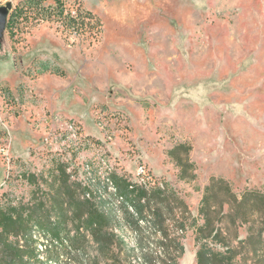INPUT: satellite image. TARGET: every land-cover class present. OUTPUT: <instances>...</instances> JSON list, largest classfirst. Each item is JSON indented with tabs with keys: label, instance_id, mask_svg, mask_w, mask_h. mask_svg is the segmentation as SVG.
<instances>
[{
	"label": "rangeland",
	"instance_id": "374dc122",
	"mask_svg": "<svg viewBox=\"0 0 264 264\" xmlns=\"http://www.w3.org/2000/svg\"><path fill=\"white\" fill-rule=\"evenodd\" d=\"M60 2L101 25L76 34L58 0H0L12 23L0 40V212L31 217L23 233L47 210L63 218L61 202L87 199L68 189L89 162L121 205L98 196L116 220L102 250L68 204L65 232L86 239L48 258L58 243L45 238L42 261L34 234L39 264H198L202 244L209 264H264V0ZM141 168L164 188L131 195L140 213L114 178L133 186ZM204 203L213 225L200 240Z\"/></svg>",
	"mask_w": 264,
	"mask_h": 264
},
{
	"label": "trees",
	"instance_id": "16d2710c",
	"mask_svg": "<svg viewBox=\"0 0 264 264\" xmlns=\"http://www.w3.org/2000/svg\"><path fill=\"white\" fill-rule=\"evenodd\" d=\"M58 1L59 12L63 16L64 22L70 29H73L76 34L84 32L87 28H90L93 21H95L97 25H101L99 18H97L92 12L80 9L77 15L74 16L71 14V12L66 13V10L63 9L62 2H60V0ZM11 26L12 23L9 22L7 27L9 28ZM114 181L117 184L120 193L124 195L127 200L132 202L136 209L141 213L143 211L141 204H138L135 199L132 200L133 197H131L133 193H138L140 191H130L129 182L128 185L124 187L119 183L117 178H114ZM221 182L223 181L219 182L216 179H213L209 189H211L216 183ZM79 189L83 190L82 188H78V185H71L68 189V192L70 196L75 195L77 197V192ZM141 192L146 193L145 190H142ZM74 198L75 197L71 198V203H67L66 201L64 203V207L66 208L69 204L74 208L75 213L72 214L73 219H76V217L81 218L85 214L88 215V225L84 226L82 224L84 226L83 228L90 232V234L93 236L94 242L99 243L101 249L104 250V248L110 243L111 238L115 237L113 233L109 234L107 232V230L110 229L114 223V216L112 212L107 211L104 201L94 202L87 199L77 200ZM64 207L61 202L60 208H57L63 218L59 217L58 220L51 219L49 211L47 210V223L44 224L42 222H35V224L32 225L30 229H27L24 233L22 230H25V228L30 225V222L32 221L31 217L25 219L17 208H14L9 212H0V264H39L36 252L37 241L34 238V234L42 233L48 238L54 239L58 243V245L48 253V258H50L51 253L59 252L60 249L62 251L71 250V238L83 237L86 239V236L81 232V229L75 236H71V232H65L66 228L64 225L67 222V216ZM36 210L39 211L40 209L37 208ZM206 211V204L204 203L200 212L201 214L205 215L207 219L204 226L199 229L198 238L200 240L204 239L205 237H209L205 235V230L210 229L213 225L212 219L208 216V214H205ZM132 220L134 219L132 218ZM213 233L214 231H212L211 234ZM14 235L16 239L13 241L10 238ZM219 235L220 234H216L214 238H218ZM20 237L22 239V244L20 243ZM208 253L207 244H202L197 254L198 264H209Z\"/></svg>",
	"mask_w": 264,
	"mask_h": 264
},
{
	"label": "built area",
	"instance_id": "2783aa9c",
	"mask_svg": "<svg viewBox=\"0 0 264 264\" xmlns=\"http://www.w3.org/2000/svg\"><path fill=\"white\" fill-rule=\"evenodd\" d=\"M66 131L69 132V138L72 139V141H79L80 143V132L79 127L77 124L71 123L67 126ZM78 143V144H79ZM101 163H109L106 158H100V161L98 162V165ZM111 166V165H110ZM112 167V166H111ZM113 171V168H112ZM84 172L86 175V181L82 182L83 186L81 187L83 190V195L86 196L87 200L98 202V196H112V204L113 207H119L121 204L116 203V196L113 195V188H111V181L105 180L103 177V174L101 172L99 175H97L96 172H94V164L93 163H87L84 166ZM94 179H101V187L98 189H90V181H93ZM81 184V183H80ZM133 186L137 187V190H149L151 188H157L161 189L164 188L163 184L160 183L155 177L151 176L145 168H141L138 178L136 180H133ZM161 187V188H160ZM146 191V192H147ZM122 213V219H123ZM124 223V221H123ZM130 229L133 231V228L130 227ZM110 231L113 233V225L110 227ZM20 243L22 244V239L20 237Z\"/></svg>",
	"mask_w": 264,
	"mask_h": 264
},
{
	"label": "bare ground",
	"instance_id": "6f19581e",
	"mask_svg": "<svg viewBox=\"0 0 264 264\" xmlns=\"http://www.w3.org/2000/svg\"><path fill=\"white\" fill-rule=\"evenodd\" d=\"M105 165V164H104ZM106 167V166H105ZM111 172V171H110ZM107 176V175H106ZM110 179V178H109ZM112 180V179H111ZM116 185V184H115ZM131 189H134V186H129ZM111 188H113V187H111ZM113 190L114 191H116V188H113ZM113 191V192H114ZM131 191V190H130ZM116 196V195H115ZM124 196V195H123ZM101 197V196H100ZM111 197V196H110ZM103 198V197H102ZM122 200H123V198H121ZM104 200V199H103ZM107 201H109V198H108V200ZM106 201V202H107ZM128 201V200H127ZM128 203V202H127ZM126 204V203H125ZM110 208H111V206H109ZM135 207V206H134ZM113 208V207H112ZM115 208V207H114ZM119 208V207H118ZM117 208V209H118ZM121 208V207H120ZM128 209V208H127ZM113 210H115V209H113ZM120 210V209H119ZM132 211V210H131ZM135 211V210H134ZM115 212V211H114ZM113 213V212H112ZM128 215V214H127ZM138 215H139V213H138ZM125 216H126V214H125ZM133 216V215H132ZM116 217V216H115ZM116 221V220H115ZM114 221V222H115ZM117 223V222H116ZM116 232V231H115ZM39 236H40V239H39V242H38V252H39V258L42 260V261H45V257H44V253L46 252V250H47V248H48V246H47V240H45V238L46 239H49L46 235H44V237L43 236H41V234H39ZM36 237V236H35ZM37 239V238H36ZM43 243H45V244H43ZM55 243V242H54ZM55 244H57V242L55 243ZM55 247V246H54ZM49 248H50V246H49ZM40 260V261H41Z\"/></svg>",
	"mask_w": 264,
	"mask_h": 264
},
{
	"label": "water",
	"instance_id": "95a60500",
	"mask_svg": "<svg viewBox=\"0 0 264 264\" xmlns=\"http://www.w3.org/2000/svg\"><path fill=\"white\" fill-rule=\"evenodd\" d=\"M9 8L10 6L0 8V40L3 38L7 27Z\"/></svg>",
	"mask_w": 264,
	"mask_h": 264
}]
</instances>
